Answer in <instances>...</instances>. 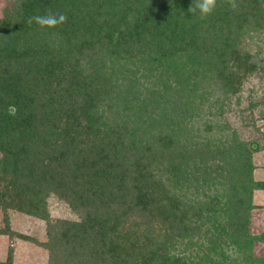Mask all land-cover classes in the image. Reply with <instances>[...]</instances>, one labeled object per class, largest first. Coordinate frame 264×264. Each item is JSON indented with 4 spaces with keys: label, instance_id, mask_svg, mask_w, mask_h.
<instances>
[{
    "label": "trees",
    "instance_id": "trees-1",
    "mask_svg": "<svg viewBox=\"0 0 264 264\" xmlns=\"http://www.w3.org/2000/svg\"><path fill=\"white\" fill-rule=\"evenodd\" d=\"M193 3L6 1L0 264H15L12 240L46 264H264L252 255L264 232H249L263 149L225 120L240 85L264 72V0H217L206 19ZM49 11L66 23H28ZM51 199L73 218L52 217ZM12 216L41 222V239Z\"/></svg>",
    "mask_w": 264,
    "mask_h": 264
},
{
    "label": "rangeland",
    "instance_id": "rangeland-1",
    "mask_svg": "<svg viewBox=\"0 0 264 264\" xmlns=\"http://www.w3.org/2000/svg\"><path fill=\"white\" fill-rule=\"evenodd\" d=\"M8 0H0V12ZM247 47L254 50L251 44ZM210 98H213L210 97ZM239 106L233 105L236 99H232V109L235 112L227 113L225 120L229 128L235 129L242 139H256L261 144L263 150L253 155V178L255 180H264V72L249 77L246 82L240 85L237 97ZM254 105L250 110H242L238 113V108H248V105ZM252 202L255 209L251 212L250 229L251 235L258 237L264 232V192L255 191ZM49 213L55 218H73L68 208L61 202L49 200ZM11 224L17 230L35 234L41 239L43 225L41 222L24 216H12ZM7 238L0 236V261H3L7 249ZM10 245L14 248L15 264H46V255L44 251L26 242L12 240ZM252 255L255 258H264V242H254L252 245Z\"/></svg>",
    "mask_w": 264,
    "mask_h": 264
},
{
    "label": "clouds",
    "instance_id": "clouds-1",
    "mask_svg": "<svg viewBox=\"0 0 264 264\" xmlns=\"http://www.w3.org/2000/svg\"><path fill=\"white\" fill-rule=\"evenodd\" d=\"M217 0H194V3L189 7L188 11L192 14H199V19H206L209 17L216 8ZM229 6L232 9L237 8L236 0H227ZM67 21V16L63 13L55 14L51 11L45 15H36L30 17L28 20L29 24L35 23L41 29H53ZM10 115H15L16 108L14 106L8 109Z\"/></svg>",
    "mask_w": 264,
    "mask_h": 264
}]
</instances>
